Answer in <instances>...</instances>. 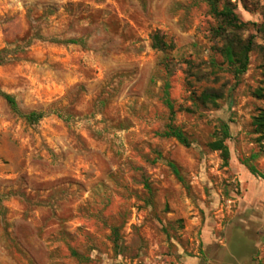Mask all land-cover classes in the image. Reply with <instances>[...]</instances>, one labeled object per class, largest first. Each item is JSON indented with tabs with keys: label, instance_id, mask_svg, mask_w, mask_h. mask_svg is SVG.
I'll use <instances>...</instances> for the list:
<instances>
[{
	"label": "rangeland",
	"instance_id": "374dc122",
	"mask_svg": "<svg viewBox=\"0 0 264 264\" xmlns=\"http://www.w3.org/2000/svg\"><path fill=\"white\" fill-rule=\"evenodd\" d=\"M258 110L264 0H0V264H264Z\"/></svg>",
	"mask_w": 264,
	"mask_h": 264
},
{
	"label": "trees",
	"instance_id": "16d2710c",
	"mask_svg": "<svg viewBox=\"0 0 264 264\" xmlns=\"http://www.w3.org/2000/svg\"><path fill=\"white\" fill-rule=\"evenodd\" d=\"M210 6H211L210 8L212 14L215 17L220 18L222 22L226 24V26L228 25L233 29H239L240 27L243 26L241 23H239L237 17L233 14L232 10L225 7L221 11H218L217 8L212 3H210ZM231 45L226 47V50L224 51V55L227 61L234 66L235 76L238 77L243 75L247 71L248 55L251 51L252 43L248 42L247 45L245 46L241 45L240 47H238V51H234ZM1 97L5 99L11 107L15 108V102L10 96L1 94ZM201 98L205 102H215L216 100H218L217 96L206 95V94H203ZM25 118L26 121L29 122L30 124H37L43 118V116L41 114L31 113L25 116ZM251 127L253 129L254 135L256 136V143L260 147H263L264 146L263 145L264 144V110H258L257 115L252 118ZM225 128H226L225 139H227L228 138L227 127ZM164 136L174 138L185 147L188 146L187 139L177 129L169 127L168 132H166ZM210 146L214 151H218L221 153V157L224 162L228 161L229 150L224 145V141H216L212 143ZM248 171L250 172L251 175L257 176L256 172L252 168L248 167ZM259 177L264 179V177L261 176Z\"/></svg>",
	"mask_w": 264,
	"mask_h": 264
},
{
	"label": "crops",
	"instance_id": "0c3cea01",
	"mask_svg": "<svg viewBox=\"0 0 264 264\" xmlns=\"http://www.w3.org/2000/svg\"><path fill=\"white\" fill-rule=\"evenodd\" d=\"M251 175V174H250ZM253 175H251V177H252ZM249 177V175H247V174H244V179L246 180L247 178Z\"/></svg>",
	"mask_w": 264,
	"mask_h": 264
}]
</instances>
